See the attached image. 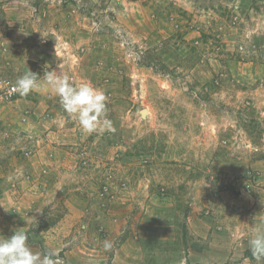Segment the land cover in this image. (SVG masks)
<instances>
[{
    "label": "rangeland",
    "instance_id": "rangeland-1",
    "mask_svg": "<svg viewBox=\"0 0 264 264\" xmlns=\"http://www.w3.org/2000/svg\"><path fill=\"white\" fill-rule=\"evenodd\" d=\"M0 79V191L75 222L22 264H264V0H0Z\"/></svg>",
    "mask_w": 264,
    "mask_h": 264
},
{
    "label": "crops",
    "instance_id": "crops-1",
    "mask_svg": "<svg viewBox=\"0 0 264 264\" xmlns=\"http://www.w3.org/2000/svg\"><path fill=\"white\" fill-rule=\"evenodd\" d=\"M16 112L15 111H11L10 116L3 118L4 121L7 123H9V119L14 118L15 117ZM27 118V117H26ZM27 121V120H26ZM28 123V122H27ZM12 125H15L13 123H11L10 127H12ZM28 126L26 125V123L22 122V126H21V136H22V140L24 139V141H27L26 144H28V135H29V131H28ZM13 129V128H11ZM38 144V153H44L45 155H47V151H49L50 149H52L55 153V150L57 149V147L51 146L48 143V139L47 138H40L39 140H37ZM69 142V141H66ZM72 143V142H69ZM50 147V148H49ZM36 155H38L37 153L35 154L34 157H36ZM50 158V157H49ZM52 160H48L51 165V169L50 171H52V182L47 184V181L49 180L48 177H45L44 175L42 176V179L40 180V182H38V184L42 183V187H49L51 184L53 185L55 182V186L56 188H59L61 186H63L64 183V177L66 176V170H64L61 166H62V162L64 160L63 156H61V160H57V158L54 159V157ZM49 166V165H48ZM47 166V167H48ZM50 167V166H49ZM64 167V166H63ZM54 169V170H53ZM22 184H24L23 182H21ZM26 187L23 186V189H25ZM27 193H23L20 196L21 201L26 197ZM10 193L8 192V190L5 192L0 191V255H5L7 259H3L1 257L0 259V264H8V260L13 261L14 263H20L22 264L23 261L28 260L31 262H37L36 259H40L43 257L44 252L45 251H50V248H52V246H54V248L57 249V251H63V253L65 254H71L72 253V249H71V241H72V236L71 233H73L75 231L74 226H75V222L72 220H68L69 217L72 218V215L70 214H66L65 217L62 218L60 225L58 226L57 230L55 229L54 231L56 232V234H52L50 235L52 232L49 230H43L42 232H44V236L43 237H39L37 238V240L34 238V231H32L31 228V221L35 218L36 214L38 213V210L35 212H30L29 210H27L28 208H24L23 206H21L22 204H18V203H22L17 202L15 199L10 200L9 198ZM70 218V219H71ZM75 219V217H74ZM68 220V222H67ZM89 220H91V218H89ZM16 222L15 225H13ZM89 224V222H87ZM18 226L20 227L18 229V231H20L19 233L21 234L19 237L16 235L17 233L13 234V227ZM16 231V230H14ZM62 233H61V232ZM44 237H46L47 239H45ZM52 237L56 239H59L58 241H60V245H56V244H52V242H50V239L52 241H54L52 239ZM16 241L19 243V245H15ZM52 244V245H51ZM66 247L65 250H63ZM36 260V261H35ZM42 260V259H40ZM39 260V261H40Z\"/></svg>",
    "mask_w": 264,
    "mask_h": 264
},
{
    "label": "built area",
    "instance_id": "built-area-1",
    "mask_svg": "<svg viewBox=\"0 0 264 264\" xmlns=\"http://www.w3.org/2000/svg\"><path fill=\"white\" fill-rule=\"evenodd\" d=\"M25 82H13L9 79H0V101L11 100L18 94L25 92Z\"/></svg>",
    "mask_w": 264,
    "mask_h": 264
}]
</instances>
